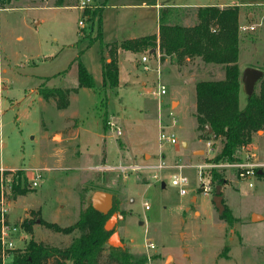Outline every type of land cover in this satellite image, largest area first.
Returning a JSON list of instances; mask_svg holds the SVG:
<instances>
[{
  "label": "rangeland",
  "instance_id": "obj_1",
  "mask_svg": "<svg viewBox=\"0 0 264 264\" xmlns=\"http://www.w3.org/2000/svg\"><path fill=\"white\" fill-rule=\"evenodd\" d=\"M3 1L0 169L23 175L19 182L20 187L25 186L23 192L14 197L10 189L6 195L9 221L20 224L15 240L18 249H24L30 239L67 245L71 235L52 233L41 221L61 226L73 223L89 206L91 193L102 189L114 195L110 213L123 215L115 229L133 264H138L136 258L142 260L139 264H264V132L254 133L251 144L239 152L241 159L249 156L248 160L258 165L255 170L260 173L252 178L253 186L238 178L236 161H210L217 147L212 149L211 140L200 138L193 115L195 82L190 73L201 71L200 64L177 66L174 58H169L160 61L158 75L154 69L158 50L150 56V70L141 64L147 50H120L117 87L105 88L101 96L93 89L78 87L70 92L67 107L59 109L56 100L44 99L40 90L77 87V57L101 87L99 42L87 46L96 35L97 18L87 20L79 0H69L71 4L63 6L53 5L54 0ZM182 1L87 3L102 5V37L111 42L155 33L158 4ZM250 11L251 7H243V15ZM194 21L193 15L183 23ZM261 22L256 16L240 24L255 26L254 30L239 29V63L244 69L251 65L264 69ZM162 85L166 93L157 97ZM239 104H245L243 93ZM172 118L177 143L160 145V123H171ZM116 126L121 128L120 135ZM160 153L170 167L156 171L158 178L151 176L154 170L134 168L155 163ZM174 163L184 165L181 172L189 180L184 195L171 183L177 170L171 167ZM211 167L225 177L222 202L231 213V223L214 206ZM35 172L40 177L37 185L31 186ZM202 182L211 184L208 194L202 192ZM253 214L262 218L253 221ZM148 241L155 248L147 250ZM108 249L106 244L99 264H116L109 261Z\"/></svg>",
  "mask_w": 264,
  "mask_h": 264
},
{
  "label": "trees",
  "instance_id": "obj_2",
  "mask_svg": "<svg viewBox=\"0 0 264 264\" xmlns=\"http://www.w3.org/2000/svg\"><path fill=\"white\" fill-rule=\"evenodd\" d=\"M0 4H4L0 0ZM69 0H54L53 5H70ZM187 8L165 6L158 12V32L139 37L126 38L120 41L104 42L101 28L102 5L86 4L83 14L87 20L97 18L98 27L90 46L99 42V61L101 65L102 83L98 87L92 73L77 57L78 86L72 88L43 87L40 94L44 99H55L59 109L69 103L70 92L79 87L93 89L102 95L105 88H115L119 82L118 53L119 50L138 52L147 50L159 52L160 61L166 57L174 58L177 66L185 65L188 60L198 59L202 63L220 65L223 77L220 79H197L195 87V110L198 134L201 139L211 140V148L217 150L210 159L214 164L241 160L239 152L251 144L253 134L258 130L264 132V69L257 80L254 90L246 94L245 104L240 107V92L243 89L241 70L238 65L239 56V7L230 5L220 8L215 5L200 6L195 9V21L191 25L183 24L188 14ZM81 51L78 52L80 54ZM103 98H101L102 102ZM210 127V131L208 130ZM219 141L220 145H217ZM11 174V192L14 197L21 194L22 172L4 170ZM212 181L223 185V173L214 167L210 168ZM25 183V182H24ZM215 190V188H214ZM110 212L103 214L95 210L91 204L79 212L73 223L61 226L56 222L42 220L41 223L52 233L71 235L70 242L61 246L30 239L24 249H17L14 264H99V257L108 244L110 231L103 227ZM221 217L228 223L232 216L225 206ZM29 228L28 223H23ZM109 245V244H108ZM115 248V249H114ZM107 257L116 264H133L130 253L122 247L109 245ZM137 263L142 260L136 258ZM1 264V261H0Z\"/></svg>",
  "mask_w": 264,
  "mask_h": 264
},
{
  "label": "built area",
  "instance_id": "obj_3",
  "mask_svg": "<svg viewBox=\"0 0 264 264\" xmlns=\"http://www.w3.org/2000/svg\"><path fill=\"white\" fill-rule=\"evenodd\" d=\"M89 0H79L80 7H84L86 4H88ZM79 24L82 25V20L79 21ZM239 29H242L244 31L246 30H253L254 25H242L239 26ZM152 53H145L141 56V64L145 70H150V56ZM156 67L154 68L158 75L160 74V58H159V52H157V59L155 61ZM166 93V87L163 85L160 86L156 92L157 97H161V95ZM172 114V111H169V115ZM175 119L172 118L171 123H164L162 125V121L160 123V128L158 130V143L160 145L167 143V144H176L177 138L175 136V133L173 131V126L175 124ZM116 134H121V128L119 126L115 127ZM249 156L246 159H241L239 161H236L234 165L237 168V176L239 179L246 181L248 186H253L252 178L254 176H257L260 173V170H255L258 165L256 163H252L248 160ZM183 164L174 163L171 165L172 168H176L177 170L175 173L172 174L171 183L178 187V191L180 195L186 194V186L189 184L188 177L181 172V169L183 168ZM261 166V165H259ZM170 167V165L167 163V161L164 158V155L162 153L159 154V158L155 163L152 164H145L142 166H135L136 169H146V170H154L155 172L152 173L153 178H158V174L156 171L163 170L165 168ZM38 169H34V171H37ZM40 177V174L35 172V175L33 179L31 180L30 185L36 186L37 185V178ZM201 178V175L199 176ZM202 192L204 194H208L212 190V186L209 182H202L201 183ZM11 189V174H4V170L0 169V261L1 264H14L13 259L16 250L18 247L16 246L15 240L17 238V234L19 233L20 224L13 223L9 221L8 218V212H9V204L7 202L6 195ZM144 207L147 209L148 204L145 202ZM145 248L147 250H151L155 248V245L152 241H148L145 244ZM151 264V263H150ZM155 264V263H153Z\"/></svg>",
  "mask_w": 264,
  "mask_h": 264
},
{
  "label": "crops",
  "instance_id": "obj_4",
  "mask_svg": "<svg viewBox=\"0 0 264 264\" xmlns=\"http://www.w3.org/2000/svg\"><path fill=\"white\" fill-rule=\"evenodd\" d=\"M210 5H215V6H218L220 8L227 7L230 5H237L239 7V15H238L239 26H240V24H242V20L252 19L253 17H256V16L259 19V23H262L261 20L264 22V0H208V1H205V0H195V1L184 0L182 2H164L163 4H158L159 7H157L158 10L156 12V15H157V19H158V12H159L160 8L165 7V6L184 7V8L188 9L187 10L188 14L183 19V21H185L188 18H190V19L193 18V15L195 17V9L197 7L210 6ZM243 7H251L252 8V11L245 14L246 17H244L245 15H243V13H244ZM192 12H194V13L192 14ZM183 24H185V23H183ZM185 25H191V24H185ZM245 25H247V24H245ZM248 25H251V24H248ZM254 29H255V26H254ZM157 32H158V22H157V31L155 33H157ZM239 33H240V39H241V31ZM156 50H158V49H156ZM239 51H240V48H239ZM123 52H125V51H123ZM128 52L132 53L131 51H128ZM125 53H127V52H125ZM119 54H121L120 50H119ZM169 58L171 59V57H166L164 61L168 60ZM188 62H190V63L195 62V63L200 64V70L201 71H196V72H194L193 75L190 73L191 79L194 80L193 82H195L197 79H220L223 77V70H222L220 65L211 64V63L205 64V63L200 62L198 59L188 60L187 63ZM118 64H119V57H118ZM262 64H264V58L262 60ZM238 65H239V68L242 72V70L244 68L239 63V56H238ZM251 67H256V68L262 69V66L260 67L257 65H251ZM195 75L196 76L199 75V78H196ZM242 93L244 94V99H245L246 93L244 92V87H243L242 91L240 92V96ZM194 110H195V106H194ZM182 145L186 146L187 142L182 141ZM164 186H165V184H164Z\"/></svg>",
  "mask_w": 264,
  "mask_h": 264
},
{
  "label": "water",
  "instance_id": "obj_5",
  "mask_svg": "<svg viewBox=\"0 0 264 264\" xmlns=\"http://www.w3.org/2000/svg\"><path fill=\"white\" fill-rule=\"evenodd\" d=\"M263 70L248 66L241 72V81L243 83L244 92L247 95H250L255 87V84L257 80L262 76ZM208 130L210 131V127L208 126ZM161 186L164 187V182L161 183ZM222 194H221V185L215 186V191L213 194V203L216 207L218 213H222L224 210V205L222 202ZM114 202V195L106 190L97 189L94 190L90 195V204L91 206L103 213L107 214L110 212ZM123 218V215L119 212H114L109 215V217L106 219L103 227L106 231H110V235L108 238V244L113 247H123V243L120 240V237L115 229L116 223L119 221V219ZM262 218L260 215L253 214L251 219L253 221L259 220Z\"/></svg>",
  "mask_w": 264,
  "mask_h": 264
},
{
  "label": "flooded vegetation",
  "instance_id": "obj_6",
  "mask_svg": "<svg viewBox=\"0 0 264 264\" xmlns=\"http://www.w3.org/2000/svg\"><path fill=\"white\" fill-rule=\"evenodd\" d=\"M111 209H112V208H111ZM110 211H111V210H110ZM111 213H112V212H111ZM111 213H110V214H111ZM117 223H118V222H117ZM117 223H116V224H117Z\"/></svg>",
  "mask_w": 264,
  "mask_h": 264
}]
</instances>
